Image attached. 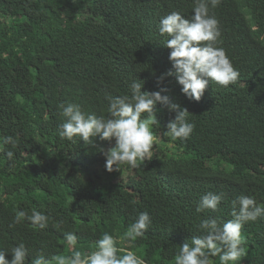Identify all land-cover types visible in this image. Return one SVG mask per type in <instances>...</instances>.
Here are the masks:
<instances>
[{
  "label": "trees",
  "instance_id": "trees-1",
  "mask_svg": "<svg viewBox=\"0 0 264 264\" xmlns=\"http://www.w3.org/2000/svg\"><path fill=\"white\" fill-rule=\"evenodd\" d=\"M192 9L193 0H0V143L18 137L15 148L3 146L13 161L0 151V250L23 243L26 264L41 251L70 255L67 232L76 234V250H91L104 232L119 236L147 211L152 224L131 250L146 264H174L202 219L232 218L236 197L264 207V0L210 8L218 46L239 77L227 87L210 82L199 101L180 91L175 76L158 83L172 68L158 21L172 11L190 17ZM133 80L142 91L166 88L161 94L187 109L194 129L186 141H172L167 123L175 113L157 103L152 159L107 171L103 151L114 138H60L57 105L107 117V98L130 94ZM209 191L224 199L216 212L197 213ZM32 209L49 215L46 228L13 224L18 210ZM241 234L247 255L238 264H264V220L245 223Z\"/></svg>",
  "mask_w": 264,
  "mask_h": 264
},
{
  "label": "clouds",
  "instance_id": "clouds-1",
  "mask_svg": "<svg viewBox=\"0 0 264 264\" xmlns=\"http://www.w3.org/2000/svg\"><path fill=\"white\" fill-rule=\"evenodd\" d=\"M219 3L220 0H193L190 17L172 11L158 21V32L167 37L162 46L170 49L168 59L172 65L158 78V83L165 76H175L182 86L180 91L190 100L199 101L210 82L227 87L235 84L239 77L225 50L218 46L221 30L210 8H216ZM142 87L143 83L133 80L129 86L130 94L108 97L107 117L85 113L74 103L57 105L63 118L58 126L59 137L69 141L79 137L85 143H91V138L97 136L101 140L114 138V146L103 151L106 170L113 171L114 167L119 170L124 164L136 168L153 157L155 136L150 126L159 124L155 119V105L160 103L175 113L167 123V134L171 140L186 141L194 129V124L187 119V109L171 102L168 95H162L166 88L150 92L142 91ZM144 113L150 118L141 119ZM17 143L18 137L5 136L2 139L0 151L5 153L8 161L14 160V152L5 150L3 146L15 148ZM223 199L222 193L206 192L199 198L195 211L216 212ZM231 204V219L220 222L218 218L209 217L200 221L197 226L199 235L179 244L174 264H212L213 257L219 258V264H238L247 255L241 229L247 222L264 220V207L257 203L255 197L247 195L236 197ZM25 220L34 228L44 229L50 217L35 209L30 214L18 210L13 224ZM62 223L60 221L54 226L60 227ZM151 224L150 214L141 211L121 235L104 232L95 241L94 248L87 251L76 250L77 236L74 232H67L65 240L71 248L70 255L54 254L46 258L41 251L31 264H146L131 247L138 238L144 237ZM6 253L11 254V259L6 258ZM27 257L28 249L23 243L13 246L10 252L0 250V264H26Z\"/></svg>",
  "mask_w": 264,
  "mask_h": 264
},
{
  "label": "rangeland",
  "instance_id": "rangeland-1",
  "mask_svg": "<svg viewBox=\"0 0 264 264\" xmlns=\"http://www.w3.org/2000/svg\"><path fill=\"white\" fill-rule=\"evenodd\" d=\"M154 133V131H152Z\"/></svg>",
  "mask_w": 264,
  "mask_h": 264
}]
</instances>
